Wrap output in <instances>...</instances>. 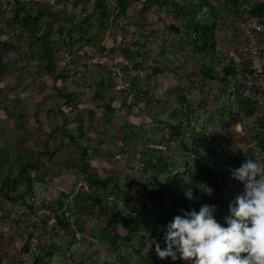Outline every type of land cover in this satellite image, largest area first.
<instances>
[{
	"label": "trees",
	"instance_id": "trees-1",
	"mask_svg": "<svg viewBox=\"0 0 264 264\" xmlns=\"http://www.w3.org/2000/svg\"><path fill=\"white\" fill-rule=\"evenodd\" d=\"M129 1L76 0V7L84 3L85 11L94 9L89 17L97 15L101 35L88 36L89 18L77 20L72 14H67L63 7L60 11L62 19H59V15L51 10L47 12L46 8H34L31 1L9 0L6 5L12 8V12L7 13L4 8L0 12L3 26L0 36H5L0 46V69H7V53L40 56L42 66L54 83L63 86L64 91H61L60 96L66 106L71 107V110L77 108L82 100V89L77 88L78 81L73 84L75 76L72 77L70 69L61 68L56 63L58 40L54 31L63 38L70 56L84 50L105 51L101 39L127 15ZM155 8L158 9L159 20L164 24V35L156 49L160 61L148 63L145 59L154 48L151 40L143 35L133 37V47L121 51L122 57L132 63L134 71H140L146 77L148 89L140 87L142 80L127 72L128 65H116L123 73V82L128 84L126 88L117 89L114 67L104 74H100L98 69L92 84L86 76L82 82L84 94L94 87L93 103L106 99L111 102L102 104L111 113L105 116L109 123L114 120L113 104L121 96L134 94L137 101H147L148 113L153 109L152 100L163 103L160 117L151 113L148 115L151 121L140 127V143H136L135 127L124 123L125 143L111 144L107 149L114 155L124 153L132 170L142 171L146 177L123 186L119 178L98 175L87 164L94 147L92 141L83 145L82 139H77L70 131L67 115L60 109L56 110L55 114L62 117L65 127L71 132L65 135L69 140L66 146L76 150L81 162L76 170L67 168L66 171L76 175L79 182L71 193H62L53 202L44 198L43 189L49 184L53 172L46 169L42 157L48 154L53 161L54 153L48 152L52 133L41 144L29 145L30 142L24 141L17 146L8 144L0 151V203L6 201L24 215L29 211L36 214L42 207H48L52 211L44 221L55 225L51 237L46 238L44 244L40 243L35 250L30 248V243L26 244L24 260L4 264H191L182 259L173 261L171 258H160L154 244L147 252V239L154 237L164 247L167 225L174 216L183 215L186 210L198 211L204 203L217 205L216 217L225 223L224 218L230 214L229 205L243 191L241 183L230 172L233 160H237L240 166L250 157L264 158V87L255 82L250 88L248 67L244 62L237 63L230 57L233 51L243 55L247 41L238 29L239 33L232 36V40L237 43L236 48L224 56L219 50L217 39L218 33L230 35L232 24L225 22L230 15L235 17L237 23L258 18L264 24V0H143L138 11L137 26L143 33H150L153 39L158 37V33L153 28L149 31L147 24L152 23L149 15ZM66 37L69 38L68 42ZM168 45L172 46V51L167 50ZM194 58H198L201 79L190 83L189 88L183 89L185 91L175 96L174 100L166 96L167 99L162 101L157 92V80L172 74L173 68H181L178 63L189 62ZM92 67L94 71L100 68L99 64H93ZM147 70L150 71L148 76L145 74ZM214 83H218L217 90ZM193 90L201 94L198 106ZM209 91L213 93H207ZM215 92L222 97L223 103H219L220 106L213 104V107L216 106L214 113L208 100ZM87 98L85 102L90 103L89 94ZM241 116L251 120L255 136L249 141L246 153L241 151L233 155V151L219 141L209 123L217 117L230 129L244 122ZM153 124L159 125L160 130L167 133L166 136L159 138L151 130ZM194 168L199 174L196 178L192 175ZM202 184L211 191L202 190ZM148 186L153 187L151 191H148ZM84 195L87 196L85 203L81 200L73 202V205L74 197L81 199ZM133 199L135 203L130 201ZM148 204L154 206L153 213H149ZM88 206L98 208L103 213L112 212L110 225L101 236L81 237L78 232L92 221V217L86 215L85 208ZM126 209L137 214L138 222L149 231L150 237L139 238L137 232L132 231L128 215H125L128 220L125 226L129 232L125 236L118 233L121 226L118 216L125 214ZM31 237L32 234L28 240ZM66 237L72 239L71 244L65 243ZM93 247L104 251L103 255L90 251Z\"/></svg>",
	"mask_w": 264,
	"mask_h": 264
},
{
	"label": "rangeland",
	"instance_id": "rangeland-1",
	"mask_svg": "<svg viewBox=\"0 0 264 264\" xmlns=\"http://www.w3.org/2000/svg\"><path fill=\"white\" fill-rule=\"evenodd\" d=\"M8 1L0 0V12L2 8L7 13L12 12V8L6 5ZM27 1H31L34 8H46L47 12L51 10L59 15V19H62L60 11L63 7L67 14H72L77 20L89 18L87 21V35H101V31L97 26V15H94L92 18L89 17L94 13V9L88 8L85 11L83 9L85 7L84 3H80V6L76 7L74 5L76 0H70L69 2L61 0ZM142 1H129L130 7L127 15L122 20L116 22L112 30L101 39L103 45L106 47L105 51L97 52L95 49H91L70 56L66 50L67 46L63 44V38H60L58 32L53 29L58 40L56 63L61 68L67 67L70 69L72 77L75 76L73 84L78 81L79 84L77 83L76 86L82 89V100L77 108L73 110H71V107L66 106L65 100L61 98L60 93L64 91V88L54 83L46 69L42 66L43 62L40 56L32 57L29 54L18 52L6 54V60L8 61L7 69L5 71L0 69V151L8 144L17 146L24 141L30 142L31 144L29 145L41 144L52 133L53 135L49 139L48 152L54 153L53 161L50 160L48 154L42 157L43 162L47 166L46 169H50L53 172L49 184L43 189L44 198L51 202L61 197L62 193H71L79 182L76 175L66 171L67 168L76 170L77 166L81 163L76 150L66 146L69 140L65 138V135L70 131L77 139H82L83 145H87L88 141H92L94 147L87 159V164L98 175H109L119 178L123 186H128L134 181L146 177L142 171L134 172L132 170L133 168L129 166L126 159L127 156L124 153L114 155L108 152L107 149L111 144L118 143L122 145L125 143L124 128L122 127L124 123L135 127L138 139L136 143H140L142 134L140 127L151 121L148 116L151 113H153V116L155 114L157 117H160L164 109L163 103L152 100L150 103L153 104V109L148 113L146 111L147 101H137L138 99L134 94L132 96H121L113 104V107H115L113 112L114 120L112 123H109L105 116L111 113L102 104L105 101L111 102L106 99L93 103L94 87L84 94L85 88L82 83L83 78L86 76L92 84L94 76L98 74V69L100 74H104L105 71H109L110 68L116 67V65H128L127 72L129 71L132 77L138 78L140 81L142 80L139 84L140 87L145 90L148 89L146 77H143L142 72L134 71V68L131 66L132 63L130 64L127 59L122 57L121 53L122 49L133 47L131 44L133 37L143 35L151 40V45L154 48L147 57L145 56V59L148 63L160 61V56L156 49L161 44V37L164 35V24L162 20H159L158 9L155 8L149 15L152 23L147 24V27L149 31L152 28L155 29L158 37L153 39L150 33H143V30L137 26L139 19L138 11L141 8ZM225 22L230 23V25L232 24L230 35L225 36L222 33H218L217 39L219 50L224 56H227L230 51L236 48L237 43L232 40V36L238 34L239 30L236 24L237 21L233 15L227 16ZM2 29L0 14V32H2ZM4 39L5 36H0V46L1 41H4ZM68 41L69 38L66 37V42ZM259 47L264 57L263 35L259 38ZM167 50L172 51V46L168 45ZM243 53H245V49ZM93 64H99L100 68L94 71ZM244 64L248 67L247 63ZM178 65H181V68L177 70L173 68L172 74L157 80V92L161 95L162 101H165L170 96L174 100L175 96L189 88L190 83L201 79L198 58H194L189 62L178 63ZM145 74L148 76L150 71L147 70ZM255 82L257 85L264 87V81L256 78ZM214 87L217 90L219 88L218 83H214ZM197 90H193L194 95L198 99L196 106L201 101V94ZM216 92L208 100L210 108L214 113L216 111L215 107L220 106L219 103H223L222 97L219 94L216 95ZM207 93L211 94L213 92L209 91ZM87 94H89L90 103L85 102L88 99ZM213 104H216V106L213 107ZM58 109L67 115L70 131L65 127L62 117L55 114V111ZM262 109L261 106L260 111ZM241 117L244 119V122L238 123L230 129L218 121L217 117H214L209 123L210 129L216 134L220 142L225 143L233 151V155H237L241 151L246 153L249 149V141L255 136L251 120L244 118V116ZM80 129L83 131L80 132ZM151 130L159 138H163L167 134L161 131L157 124H153ZM80 135L82 138H79ZM235 167H239V163L234 159L233 168ZM196 173L197 169L194 168L192 175L195 178L199 176ZM241 187L243 190L244 185L242 183ZM152 188V186H148L147 189L151 191ZM86 198V195L81 199L74 197L72 203L80 202L81 200L85 203ZM130 201L133 202L134 199ZM147 207L149 213L154 212L153 205L148 204ZM85 210L86 215L89 214L92 217V221L87 223L86 228L82 231L77 230L80 236H101L104 234L106 227L110 225L109 219L113 216L112 212L109 210L103 213L100 209H92L90 206L86 207ZM51 211L48 207H42L36 214L29 211V213L24 215V213L14 210L8 202L0 203V264L24 260L26 257L24 248L27 243H30V248L35 250L40 243L44 244L46 238L51 237L53 233L52 229H54L55 225L54 223L50 224L44 221L51 214ZM125 215L130 216V224L133 227L132 231L137 232L139 238L147 239L150 237L149 231L138 222L137 214L132 213L131 209H126L125 214L118 216V221L121 225L118 233L121 236H125L129 232L125 226V223H128ZM30 234H32V237L28 240ZM65 243L71 244L72 239L66 237ZM90 251H97L102 255L104 253L102 250H97L96 247L90 248Z\"/></svg>",
	"mask_w": 264,
	"mask_h": 264
},
{
	"label": "clouds",
	"instance_id": "clouds-1",
	"mask_svg": "<svg viewBox=\"0 0 264 264\" xmlns=\"http://www.w3.org/2000/svg\"><path fill=\"white\" fill-rule=\"evenodd\" d=\"M230 172L244 188L229 205L225 223L216 217L217 205L204 203L198 211L175 215L167 225L165 246L153 237L146 251L154 244L160 258L191 264H264V158L250 157Z\"/></svg>",
	"mask_w": 264,
	"mask_h": 264
},
{
	"label": "built area",
	"instance_id": "built-area-1",
	"mask_svg": "<svg viewBox=\"0 0 264 264\" xmlns=\"http://www.w3.org/2000/svg\"><path fill=\"white\" fill-rule=\"evenodd\" d=\"M238 29L243 33L247 45L245 53L240 55L235 51L230 53V57L237 63H247L249 69L248 85L251 88L254 84V79L264 81V57L261 54L259 47V36H264V24L258 18H248L237 23ZM113 73L117 78V89L126 88L128 84L123 82V73L120 69L114 67ZM246 94H249L247 92Z\"/></svg>",
	"mask_w": 264,
	"mask_h": 264
}]
</instances>
